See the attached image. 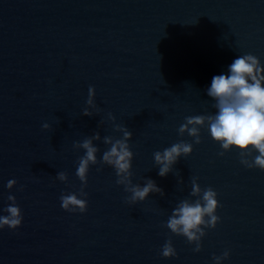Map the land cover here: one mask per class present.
<instances>
[{"label":"water","instance_id":"1","mask_svg":"<svg viewBox=\"0 0 264 264\" xmlns=\"http://www.w3.org/2000/svg\"><path fill=\"white\" fill-rule=\"evenodd\" d=\"M245 52L264 64V0H0V213L9 192L23 213L0 228V264H217L225 248L221 264H264V169L222 150L206 123L199 142L178 131L215 111L206 87ZM90 84L95 107L85 104ZM123 124L134 155L117 183L100 157ZM94 132L87 210L71 212L59 197L79 189L80 141ZM180 140L192 151L158 175L154 151ZM148 177L163 191L130 201ZM194 177L216 189L221 217L198 251L165 224L179 201L197 199ZM169 238L178 254L165 257Z\"/></svg>","mask_w":264,"mask_h":264},{"label":"clouds","instance_id":"2","mask_svg":"<svg viewBox=\"0 0 264 264\" xmlns=\"http://www.w3.org/2000/svg\"><path fill=\"white\" fill-rule=\"evenodd\" d=\"M206 92L213 100L215 111L212 113H200L185 117V121L179 125L178 131H187L195 142H199L201 137L200 126L207 124L210 137L216 140L222 150L236 148L240 153V160L247 167H258L264 169V64L260 58L251 53L245 52L235 56L227 65V71L213 74L210 84L206 87ZM95 86H88L86 105L95 107ZM85 114H91L88 107L82 110ZM43 128H48L45 121ZM123 129V136L112 140L105 136V142H110V147L103 151L101 159L116 170L117 183L125 177L130 176L132 167V157L134 155L129 146V138L132 131L127 125H118ZM95 137L99 139L100 133L94 132L92 137L80 141L81 146L86 150L79 158L75 174L81 181L80 187L76 191H62L59 197L60 206L71 212H84L87 210V192L84 187L88 180L90 163L97 160V145L92 143ZM193 149L191 141H176L163 149H157L153 153V158L158 167V175L164 176L172 170L173 165L182 155L189 154ZM245 153H254L249 160ZM223 155V152L220 153ZM56 176L60 180L67 179V173L58 171ZM16 183V178H9L5 187L11 188ZM130 201L144 200L150 191L162 192L163 189L152 177L146 178L143 185L133 184L131 186ZM192 194L197 195V199L190 201L184 199L173 207L165 224L176 234L186 237L189 243L194 242V251H198L202 244L201 238L208 228H214L221 220L217 213L220 202L217 198V191L212 186L201 187L198 180H192ZM3 212L0 213V228L7 225L15 229L22 223L23 213L16 197L9 192ZM230 250L225 248L222 253H213V259L217 264L229 256ZM162 256H176L178 253L171 239L165 240L160 249Z\"/></svg>","mask_w":264,"mask_h":264}]
</instances>
